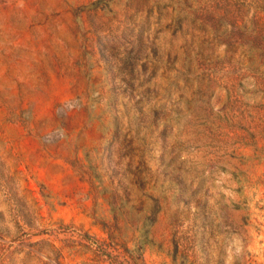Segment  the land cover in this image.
<instances>
[{"label":"rangeland","instance_id":"rangeland-1","mask_svg":"<svg viewBox=\"0 0 264 264\" xmlns=\"http://www.w3.org/2000/svg\"><path fill=\"white\" fill-rule=\"evenodd\" d=\"M0 264H264V0H0Z\"/></svg>","mask_w":264,"mask_h":264}]
</instances>
